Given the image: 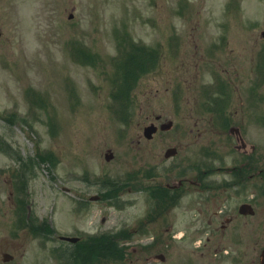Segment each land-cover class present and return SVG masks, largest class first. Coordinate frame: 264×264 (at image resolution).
<instances>
[{"label": "rangeland", "instance_id": "obj_1", "mask_svg": "<svg viewBox=\"0 0 264 264\" xmlns=\"http://www.w3.org/2000/svg\"><path fill=\"white\" fill-rule=\"evenodd\" d=\"M263 30L264 0H0V242L22 218L28 231L27 258L37 262L48 258L51 248L45 243L46 250L41 249L30 228L40 219L73 235L128 230L131 235L121 246L126 247L123 259L110 256L117 249L105 238L103 255L92 258V263L164 264L153 263L150 257L154 250L147 245L151 230L144 221L149 200L144 186L155 162L157 171L164 173L169 162H180L178 157L160 163L166 148L193 144L189 142L194 139L189 137L193 120L173 114V108H194V87L185 80L189 69L180 65L182 59L202 67L198 50L216 44L223 49L220 59L227 58L230 49L238 56V51L256 56ZM175 32L177 49L170 54L168 39ZM130 35L134 45L165 50L159 62L147 68L148 63L136 66L137 56L122 67L120 85L129 88L131 98L124 106L111 95L117 70L112 62L120 55L119 41ZM85 47L100 54L94 56V65L83 60L88 57L84 51L78 52L81 61L75 58L74 49ZM207 59L205 72L211 70L210 77L212 73L223 79L227 62L217 69ZM159 113L174 120L175 126L161 132V139H147L143 128ZM107 148L117 154L112 161L105 159ZM133 174L138 181H133ZM121 177L125 187L115 193L113 180ZM102 180L108 182L106 187ZM20 182L22 190L17 189ZM107 188L114 196L90 200ZM28 205L31 218L26 223ZM214 224L194 238L190 231L183 239L179 231L176 248L161 249L167 252V264H184L188 253H196L200 240L213 238L212 233L219 242L223 234L216 230L217 218ZM251 238L254 264H260L264 231L253 232ZM95 240L91 248L100 251ZM59 241L60 256L72 261L68 252L72 245ZM76 247L77 257L86 256L82 246ZM199 250L214 255L207 248ZM0 264H5L1 254Z\"/></svg>", "mask_w": 264, "mask_h": 264}, {"label": "flooded vegetation", "instance_id": "obj_2", "mask_svg": "<svg viewBox=\"0 0 264 264\" xmlns=\"http://www.w3.org/2000/svg\"><path fill=\"white\" fill-rule=\"evenodd\" d=\"M198 51L201 52L202 67L199 63L196 64V68L192 67L184 58L180 64L189 69V76H186L185 80L196 88H193L195 95L192 97L194 108L188 109L189 111L183 108L177 111L173 108L174 115L180 114L183 118L193 120L194 125L189 129V137H194L189 142L193 144L166 148L164 156L160 157V163L178 157L180 162H169L168 168H164L165 173L162 170L157 171L158 162L149 168V184L145 186L149 200L147 218L144 221L148 222L151 230L147 245L154 251L150 257L153 263L160 261L167 264L169 262L167 252L161 249L176 248L179 231L183 239H186L184 237L190 231L193 232L194 238L195 234L205 232L206 227L215 228L214 220L217 218L219 226L216 230L221 231L222 239L217 242L215 233H212L213 238L208 236L205 241L200 240V246H197V240L194 239L193 242L199 249L207 248L211 252L214 251L213 257H210L207 251L198 249L196 253L194 252L195 257L194 253L192 255L188 253L185 257L188 261L186 259L187 262L183 263L254 264L251 234L264 231V91H262L264 41L255 51L256 56L243 51H238V56L235 49H230L227 58L220 59L223 56L221 53L212 55L206 48ZM141 56L137 62L142 66L148 63L144 65L146 68L151 66V62L153 64L156 62L147 51ZM145 57L148 60L142 59ZM207 57H210L211 68L218 69L227 62V69L222 70L223 79L218 76L214 82L212 75L210 77L211 70L209 73L205 72V63L210 62ZM218 81L219 85L216 87ZM213 82L214 84H211ZM203 84L207 86L205 92L201 89ZM167 119L163 113L151 116L150 123L158 127L151 139H161L160 134L163 130L159 128H162ZM138 137L137 142L140 143L142 135L138 134ZM107 150L114 153L112 159L107 161L114 160L117 157L114 149ZM175 163L178 165L177 168ZM136 174H133V181H138ZM113 181L117 183L114 184L115 193L121 190L120 187H125L121 180ZM101 183L105 187L108 184L103 180ZM134 187L138 189V185ZM12 188L11 199L15 195ZM112 193H109L107 188V191L90 196V200H103L104 197L114 196ZM28 209L26 223L28 217H31L30 205ZM24 225L18 228L11 227L10 235L1 238L0 254L5 264H93L91 251L93 240L109 235L105 231L96 232L91 236L60 234L55 229L56 226L50 224L48 226L40 219L37 225L30 228L38 237L41 249L45 243H51L48 253L50 257L42 256L34 262L33 258H30V261L27 258L28 231L24 230ZM125 231L128 234H122ZM119 233L117 237L113 235L109 237L121 246L124 245L123 238H129L131 233L128 230H121ZM62 236H75L78 240L71 242ZM59 240L72 245L68 248L72 261L70 257L64 259L59 256L60 246L57 244ZM94 242L99 243L96 249H100L94 251L95 259L98 254L103 255L104 243L98 240ZM113 243L115 244L114 241ZM180 243L183 244L181 240ZM78 245L82 246L86 256L77 257ZM125 250L126 247L121 248L118 252L121 257H116L117 260L123 259ZM225 258H228L226 263ZM55 260L59 261L54 262ZM85 260L89 261L84 262Z\"/></svg>", "mask_w": 264, "mask_h": 264}, {"label": "water", "instance_id": "obj_3", "mask_svg": "<svg viewBox=\"0 0 264 264\" xmlns=\"http://www.w3.org/2000/svg\"><path fill=\"white\" fill-rule=\"evenodd\" d=\"M71 17H72V15H71ZM155 130V127H153V126H148V127H146V134L148 135V136H151L152 135V132ZM112 152H108L107 153V158L108 159H111V157H112ZM262 261L264 262V251L262 252Z\"/></svg>", "mask_w": 264, "mask_h": 264}, {"label": "trees", "instance_id": "obj_4", "mask_svg": "<svg viewBox=\"0 0 264 264\" xmlns=\"http://www.w3.org/2000/svg\"><path fill=\"white\" fill-rule=\"evenodd\" d=\"M132 48H133V47H132ZM133 49H134V48H133ZM133 49H132V50H133ZM128 89H129V88H128ZM128 89H126V90L128 91Z\"/></svg>", "mask_w": 264, "mask_h": 264}]
</instances>
